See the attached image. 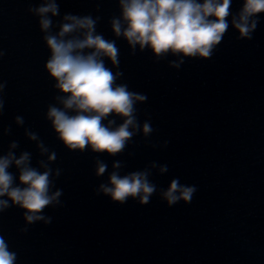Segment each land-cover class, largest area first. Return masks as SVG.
Masks as SVG:
<instances>
[{"label":"water","instance_id":"1","mask_svg":"<svg viewBox=\"0 0 264 264\" xmlns=\"http://www.w3.org/2000/svg\"><path fill=\"white\" fill-rule=\"evenodd\" d=\"M40 2L0 0V154L17 141V156L30 152L38 167L47 157L25 130L36 133L57 155L50 166L61 170L53 191L62 189V206L45 210L49 225H26L15 206L0 215V234L17 253L16 264H264V14L251 40L237 39L230 26L211 59H186L174 69L169 61L177 57L157 61L138 48L133 55L114 36L110 19L120 15L118 0H57L54 26L66 13L100 17L96 31L120 49L119 68L112 69L123 73L117 83L147 96L137 117L141 125L150 121L153 133L137 134L122 154L109 157L69 151L45 118L58 92L44 68L49 51L39 18L27 11ZM240 7L233 0L232 12ZM16 116L24 118L22 126ZM97 159L108 165L102 177L95 176ZM117 160L122 175L152 162L168 166L164 174L152 170L157 194L149 204L120 205L96 194ZM173 178L196 186L190 204L169 207L160 199Z\"/></svg>","mask_w":264,"mask_h":264},{"label":"clouds","instance_id":"2","mask_svg":"<svg viewBox=\"0 0 264 264\" xmlns=\"http://www.w3.org/2000/svg\"><path fill=\"white\" fill-rule=\"evenodd\" d=\"M240 2L241 7L233 13V0H118L120 15L110 19L111 31L127 42L131 54L137 48L141 52L149 49L157 61L171 55L177 59L169 61V67L180 69L186 59H211L230 26L238 33L237 39H252L259 16L264 14V0ZM27 11L39 18V29L49 51L44 68L55 82L53 87L58 94L55 103L48 105L45 118L63 146L69 151L90 150L115 157L124 152L137 134L149 137L154 129L148 120L141 125L136 107L146 102L147 96L130 91L127 84L117 83L123 73L112 69L119 68L120 49L115 40L96 31L100 17L66 13L54 26L53 18L60 14L57 0H41L38 7ZM4 88L5 84L0 82V114ZM116 118L122 122L117 124ZM15 123L22 126L24 118L16 116ZM10 130L5 129L2 134ZM25 136L36 142L39 155L47 158L37 161L38 167H34L30 152L22 151L17 156V141H12L8 151L0 154V215L15 206L23 210L26 225H49L52 217L45 210L62 206V189L53 191L61 170L50 166L57 155L36 133L26 129ZM13 167L17 174L10 171ZM122 167L121 161H115L107 182L95 189L97 195L120 205L129 199L142 206L149 204L157 194V186L149 179L152 170L159 174L168 172L166 164L156 162L123 175ZM107 170L103 160L95 161L96 177L104 176ZM196 192L195 185L181 184L179 178H173L166 190L159 191V196L172 207L181 201L190 204ZM21 231L27 232L28 228ZM16 262L17 253L10 250L0 234V264Z\"/></svg>","mask_w":264,"mask_h":264}]
</instances>
